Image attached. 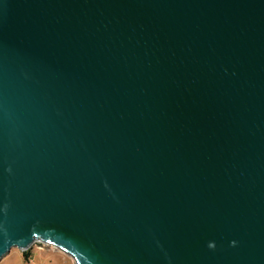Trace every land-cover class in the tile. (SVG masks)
Masks as SVG:
<instances>
[{"label":"water","instance_id":"95a60500","mask_svg":"<svg viewBox=\"0 0 264 264\" xmlns=\"http://www.w3.org/2000/svg\"><path fill=\"white\" fill-rule=\"evenodd\" d=\"M264 264V0H0V259Z\"/></svg>","mask_w":264,"mask_h":264},{"label":"rangeland","instance_id":"374dc122","mask_svg":"<svg viewBox=\"0 0 264 264\" xmlns=\"http://www.w3.org/2000/svg\"><path fill=\"white\" fill-rule=\"evenodd\" d=\"M28 250L32 256L26 258L24 251L13 247L0 259V264H76L70 255L41 242L34 243Z\"/></svg>","mask_w":264,"mask_h":264},{"label":"trees","instance_id":"16d2710c","mask_svg":"<svg viewBox=\"0 0 264 264\" xmlns=\"http://www.w3.org/2000/svg\"><path fill=\"white\" fill-rule=\"evenodd\" d=\"M23 255H24L26 258H29V256H32L29 250L24 251V252H23ZM30 258H31V257H30Z\"/></svg>","mask_w":264,"mask_h":264}]
</instances>
